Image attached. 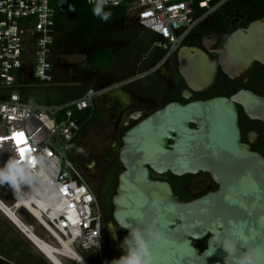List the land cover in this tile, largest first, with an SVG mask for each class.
I'll list each match as a JSON object with an SVG mask.
<instances>
[{
  "label": "water",
  "instance_id": "water-1",
  "mask_svg": "<svg viewBox=\"0 0 264 264\" xmlns=\"http://www.w3.org/2000/svg\"><path fill=\"white\" fill-rule=\"evenodd\" d=\"M178 55L188 102L172 101L152 113L137 110L124 120L114 219L119 226H135L140 214L139 226L163 231L165 239L152 246L155 264H237L246 248L255 249L257 264H264V155L242 141L238 112L239 104L264 122V97L241 90L191 100L193 92L213 86L218 67L196 46L183 45ZM256 62L264 64V17L234 31L220 51L221 66L233 79ZM151 170L177 176L205 172L219 187L186 202L168 181L153 179ZM207 236L206 248L194 244ZM226 237L237 242L232 255L222 247Z\"/></svg>",
  "mask_w": 264,
  "mask_h": 264
},
{
  "label": "built area",
  "instance_id": "built-area-1",
  "mask_svg": "<svg viewBox=\"0 0 264 264\" xmlns=\"http://www.w3.org/2000/svg\"><path fill=\"white\" fill-rule=\"evenodd\" d=\"M226 1L212 4V0H200L199 5L210 12ZM195 3L196 0H120L116 7L123 6L134 23L161 39L154 47L174 51L180 46V31L195 20ZM55 16L51 0H0V88L13 89L9 99H0V166L10 152L22 162L50 154L48 159L55 174L48 179L60 189L59 198L53 202L43 195L20 198L9 186L3 185L12 201L7 204L0 198V210L7 217L5 208L12 210L17 221L35 233L34 226L20 217L21 212L27 213L47 232L48 241L42 240L59 249H64L67 243L76 253L82 249L101 254L104 226L100 207L83 172L71 157L72 141L82 123L72 117L70 108L92 114L96 98L106 88L91 86L78 98L47 105L26 101L19 91L27 86L21 77L29 75V67L33 68L35 80H39L33 83L45 85L53 80ZM18 133L23 135L17 137ZM19 148L25 150L23 156Z\"/></svg>",
  "mask_w": 264,
  "mask_h": 264
},
{
  "label": "flooded vegetation",
  "instance_id": "flooded-vegetation-1",
  "mask_svg": "<svg viewBox=\"0 0 264 264\" xmlns=\"http://www.w3.org/2000/svg\"><path fill=\"white\" fill-rule=\"evenodd\" d=\"M263 17L264 8L262 7H238L230 1H226L214 10L205 11L197 16L188 28H183L180 31L182 38L177 50L170 51L163 47L164 43H162V47L159 48L166 50V53L159 60L157 59L158 49L142 56L143 69L140 73H136L137 70L134 69L136 66L134 60H125L115 69L106 71L109 74L127 72V76L131 80L124 85L131 91L133 102L127 105L117 100L109 106L95 105L93 113H90L81 125L71 157L83 172L87 183L96 195L103 220L104 237L108 239L107 249L111 260L119 258L123 254L119 245L127 235V231L120 228L113 215L115 208L113 198L117 194L119 174L124 170L119 155L123 144V123L126 116L137 110L152 113L172 101L183 104L188 102L183 93L189 87L180 72L178 55L179 49L183 45L196 46L206 51L218 67L213 86L202 92H193L194 96L191 100H207L217 96L231 97L241 90H249L264 97V64L256 62L242 76L233 79L224 72L220 63V51L224 49L227 38L234 31L240 28L245 29L253 21ZM68 43L78 45L59 40L56 37L51 56L53 69L58 68L65 73L66 64L64 67L61 66L60 57H57L56 51L58 48L64 49L65 44ZM85 47L88 46H83V48ZM84 70L85 73L89 72L88 68ZM28 71L32 81L35 82L33 68L29 67ZM136 76L137 78H134ZM138 91L142 93L139 92V94ZM238 112L242 141L250 145L254 151L264 155V122L250 118L239 104ZM105 129L108 130L106 135H104ZM82 137L96 138L97 142H85ZM88 160L93 162L92 167L87 165ZM150 174L153 179L168 181L175 194L186 202L217 190L219 187L212 176L205 172L177 176L169 171L157 174L151 170ZM208 239L209 236L204 240L194 242V244L204 249L207 247ZM203 244L206 245L204 248H202Z\"/></svg>",
  "mask_w": 264,
  "mask_h": 264
},
{
  "label": "trees",
  "instance_id": "trees-1",
  "mask_svg": "<svg viewBox=\"0 0 264 264\" xmlns=\"http://www.w3.org/2000/svg\"><path fill=\"white\" fill-rule=\"evenodd\" d=\"M200 0H196L194 5V17L203 14L207 9L205 7H201L199 5ZM221 0H212V4L218 3ZM233 5L238 7H246V6H257L264 8V0H228ZM52 6L56 10L55 16V31L56 37L59 40L66 41V42H73L78 44L80 47L83 46H92L94 45V51L92 55L89 57V64L88 70L91 74H98L106 70L108 66L114 61L115 57H117V52H115L111 47L106 45L105 42L107 38H111L110 40H116L123 44H133L138 48V54L144 56L148 52L152 50H157V59L159 60L162 58L166 50L161 49L159 47H154L153 45L161 41V39L151 32L147 31L144 33L143 36H140L141 29L140 25L137 23L133 24V26L125 29L122 28L121 30L116 26V23L119 20H124L127 18L126 11L123 6L120 7H111L109 6L108 9L112 12L111 19L108 22H103L99 18L93 15L92 13V6L87 3L86 0H51ZM69 5L75 8V11H69ZM145 30V29H144ZM95 41H99L97 45L94 44ZM93 67V68H92ZM29 87H21L19 89L21 96L26 101L29 100ZM67 89L74 98H78L82 96L86 90L88 89L87 86L79 85V86H69L65 87L64 90ZM73 91V92H72ZM13 89L10 88H0V99H9ZM34 102V101H32ZM66 98L64 96H58L56 100H46L45 102H38L41 104H52V103H65ZM72 110V117L79 120L80 123L87 119L89 116V111L82 112L77 110L76 107H71ZM76 139V138H75ZM75 139L72 141V146H75L76 142ZM5 236L0 231V242L4 240ZM206 245L203 244L202 248ZM17 247V246H16ZM19 249V247H17ZM24 251H22L23 253ZM1 256L5 254L8 256L10 254L9 250L5 251L0 248ZM98 253L94 251H86L83 250L81 252V256L85 259L88 264H96L97 259L93 256L97 255ZM4 257V256H3ZM3 264H6V259L0 258Z\"/></svg>",
  "mask_w": 264,
  "mask_h": 264
},
{
  "label": "clouds",
  "instance_id": "clouds-1",
  "mask_svg": "<svg viewBox=\"0 0 264 264\" xmlns=\"http://www.w3.org/2000/svg\"><path fill=\"white\" fill-rule=\"evenodd\" d=\"M88 2L92 6L93 15L103 22H108L112 12L106 9L109 6H118L120 0H88ZM69 11H75V8L69 5ZM130 80L131 78L127 82ZM48 155L50 154H41L33 161L22 162L15 153L10 152L9 158L0 166V186H9L20 198L43 195L55 202L59 198L60 189L48 179L55 174ZM135 221V226L129 223L120 225V228L127 229L129 234L119 245L123 254L111 260L110 264H155L152 246L165 239L164 233L155 226H139L143 224V217L140 214L135 217ZM222 247L228 255H232L237 251V242L226 237ZM257 254L255 249L246 248L238 256L237 264H257ZM105 264L109 262L105 261Z\"/></svg>",
  "mask_w": 264,
  "mask_h": 264
},
{
  "label": "rangeland",
  "instance_id": "rangeland-1",
  "mask_svg": "<svg viewBox=\"0 0 264 264\" xmlns=\"http://www.w3.org/2000/svg\"><path fill=\"white\" fill-rule=\"evenodd\" d=\"M133 20L130 19L128 16L124 20H119L116 23V26L121 30L122 28H129L126 27L127 24L131 25L133 24ZM132 27V26H131ZM140 36H143L145 32H147L144 29H141ZM111 38H107L105 42L106 45L111 47L115 52H117V57H115L114 61L106 68V71H111L116 68V66L121 65V63L125 60L132 61L134 60L136 62V73H140L142 71V65L143 62H141V55L138 54V47L134 46L133 44H123L121 42L114 40H110ZM99 41H95L94 44L97 45ZM95 46H88V47H80L78 45L74 44H65L64 49L58 48L56 53L57 57H60V64L62 67L66 64V73H72L79 76L80 74L86 75L85 70L89 64V56L92 55L94 51ZM88 49V50H87ZM89 68V67H88ZM93 68V67H92ZM105 71V70H104ZM103 71V72H104ZM91 74V73H90ZM80 75V77H81ZM111 75H116L114 77H125L127 76V72L120 73V72H114ZM74 77V76H72ZM100 77L105 80L110 78L108 74L100 75ZM77 78V77H75ZM129 79L124 78V80ZM72 79H68V81H71ZM36 82H39V80H35ZM106 83V81H104ZM29 100L34 102H45L46 100H53L52 94L56 92V89L53 91V88H50V86H44V87H29ZM54 93H53V92ZM108 132L107 129H105V134ZM93 133V131H92ZM84 138L85 142L94 143L97 142L96 138L86 139ZM89 151V150H85ZM87 165L92 167L94 164L91 160L87 161ZM0 198L6 202L7 204L11 203V197L7 190L2 186H0ZM21 219L27 223L34 226L35 234L48 241V234L47 232L38 224V222L32 218L30 215H28L25 212H21L20 215ZM0 230L2 231L3 235L5 236L4 240L0 242V248L7 251L9 250L10 254L6 256L3 254L2 256L6 259V264H52L48 258L45 257L38 249L37 247L25 236L19 229L16 228V226L8 219L5 218L0 214ZM108 239L104 237L102 242V253H98L97 255H94L93 257L97 259V264H105V261L111 262V255L109 254V251L107 249L108 247ZM19 249H17V247ZM113 247V246H112ZM114 250V247H113ZM22 251H24L22 253ZM83 250L79 249L77 253L81 255V252ZM95 252V251H94ZM1 255V254H0ZM115 256V253H113ZM61 259L65 264H79L78 262L71 260L70 258L62 256ZM1 261V260H0ZM0 264H3L1 261Z\"/></svg>",
  "mask_w": 264,
  "mask_h": 264
},
{
  "label": "crops",
  "instance_id": "crops-1",
  "mask_svg": "<svg viewBox=\"0 0 264 264\" xmlns=\"http://www.w3.org/2000/svg\"><path fill=\"white\" fill-rule=\"evenodd\" d=\"M128 26H129V24L126 25V27H128ZM85 74L86 75H84V77H83V75L80 74L81 75V77H80V75L77 76L76 74H72V73L66 74L62 70L60 71V69L58 70V68H55V69H53V75H54L53 80L50 83H48V84L38 85V83H33L32 79H31V77L29 75L27 77H23L22 76L21 77V82H24L27 85L25 87H44V86H48L49 87L50 86V88H53V91L56 89L55 93L52 91L54 93V94H52L53 101L56 100V98H58V96H60V95L64 96L66 98L67 102L72 100L73 97H72L71 93L69 91H67V89L64 90V88L65 87H69V86L83 85V86H87L88 88L91 87V86H95V87H98V88H106L103 91V93H101L96 98V105H108L109 106V105H112L113 103H115L117 100H119L122 103H125L127 105H129L130 103L133 102L131 91L128 88H125V85H124L128 81V79L124 80V78H128V76H125V77H114L116 75H111V73L110 74L106 73V70L104 72H100V73H98L96 75L95 74H90V72H87ZM104 74H108V76H110V78L103 80L100 77V75H104ZM72 76H74V77H72ZM75 77H77V78H75ZM134 78H137V76L134 77ZM68 79H72V80L68 81ZM104 81H106V83ZM139 92L142 93L141 91H138V93ZM0 214L2 216H4L5 218H8L3 212H1V210H0ZM8 219L10 220V218H8ZM11 222L13 223V221H11ZM28 239L37 247V245L34 243V241H32L30 238H28ZM37 249L40 251V249L38 247H37ZM40 252L42 253V251H40ZM61 257H60V259H61ZM0 258H4V257L0 255ZM46 258H48V257H46ZM81 258L86 263L85 259L82 256H81ZM48 260L50 261L49 258H48ZM71 260H74V259H71ZM62 262H63V260H62ZM63 264H65V263L63 262ZM86 264H88V263H86Z\"/></svg>",
  "mask_w": 264,
  "mask_h": 264
},
{
  "label": "bare ground",
  "instance_id": "bare-ground-1",
  "mask_svg": "<svg viewBox=\"0 0 264 264\" xmlns=\"http://www.w3.org/2000/svg\"><path fill=\"white\" fill-rule=\"evenodd\" d=\"M5 211L6 214L9 215L8 217L11 218L15 223L19 224V226L21 227V229H19L25 232V235L32 241H34L40 251H42V253L46 257H48L53 264H63L62 260L60 259L61 256L74 259L80 264L87 263H85L81 256L78 253L74 252L72 247L67 243H65L64 249H59L58 247L47 243L46 241L42 240V238L36 236L34 232H30L25 226L19 223L12 210L5 208Z\"/></svg>",
  "mask_w": 264,
  "mask_h": 264
},
{
  "label": "snow or ice",
  "instance_id": "snow-or-ice-1",
  "mask_svg": "<svg viewBox=\"0 0 264 264\" xmlns=\"http://www.w3.org/2000/svg\"><path fill=\"white\" fill-rule=\"evenodd\" d=\"M23 134L22 133H18L17 134V137H20V136H22ZM14 139H16V137H14ZM19 140H17V143L19 144ZM18 151H19V154H20V156H23L24 155V153H25V150L23 149V148H19L18 149Z\"/></svg>",
  "mask_w": 264,
  "mask_h": 264
}]
</instances>
